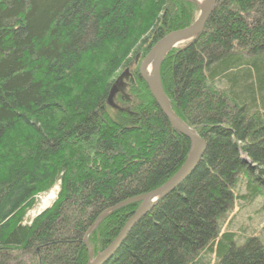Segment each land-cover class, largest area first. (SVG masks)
I'll list each match as a JSON object with an SVG mask.
<instances>
[{"label": "trees", "instance_id": "1", "mask_svg": "<svg viewBox=\"0 0 264 264\" xmlns=\"http://www.w3.org/2000/svg\"><path fill=\"white\" fill-rule=\"evenodd\" d=\"M197 10L193 0H0V264H88L97 220L118 207L89 237L94 258L140 203L120 205L184 166L191 143L134 64ZM161 80L207 149L106 264H264V0H217ZM57 185L54 205L25 223ZM237 204L238 234L225 230Z\"/></svg>", "mask_w": 264, "mask_h": 264}, {"label": "water", "instance_id": "2", "mask_svg": "<svg viewBox=\"0 0 264 264\" xmlns=\"http://www.w3.org/2000/svg\"><path fill=\"white\" fill-rule=\"evenodd\" d=\"M217 4V0H209L207 6L201 11L197 20L188 28L173 32L159 41L149 52V54L143 59L140 64L139 73L142 80L148 85L149 90L155 99L157 105L161 109L162 113L169 120L172 127L189 139L191 143V149L189 157L184 166L163 186L160 188L144 194L131 201L123 203L120 207L129 203H140L139 208L134 215L129 219L124 228L121 230L115 241L99 256L94 258L89 245V237L96 229L97 226L102 222L105 216L114 212L110 210L105 212L94 224L92 228L86 234L84 243L89 252L88 264H105L111 260V258L118 251L128 234L131 230L151 211L153 210L162 200L168 195L174 192L198 167L201 162L206 149V142L199 136V134L181 119H179L173 112L170 101L164 91L162 80H161V67L166 56L174 49L179 48L181 45L192 42L195 38H198L204 31L206 23L213 13ZM140 56L136 58L138 62ZM129 78V71L126 70L119 77V85L124 86L125 78ZM118 93L117 87L113 89L112 97ZM248 163V161H246ZM119 207V208H120Z\"/></svg>", "mask_w": 264, "mask_h": 264}, {"label": "rangeland", "instance_id": "3", "mask_svg": "<svg viewBox=\"0 0 264 264\" xmlns=\"http://www.w3.org/2000/svg\"><path fill=\"white\" fill-rule=\"evenodd\" d=\"M194 1V3L197 5V16H196V20H197V18H198V16H199V13H200V11H201V7L199 6V3H198V0H193ZM200 7V8H199ZM195 20V21H196ZM186 44H184V45H181L180 47H183V46H185ZM143 60H141V56H140V58H139V60H138V62H136L135 61V64L134 65H137L138 67L140 66V64H141V62H142ZM137 63V64H136ZM134 65H132L129 69H128V71H130L131 69L132 70H134L135 69V67H134ZM136 66V67H137ZM131 70V72L133 73V71ZM121 75V74H120ZM125 78V77H124ZM123 83H124V85H126L127 84V82H128V79H124V81H122ZM247 160V159H246ZM58 192H59V186L57 185L56 187H54L52 190H50L49 192H47V193H45V194H42L41 196H39L38 197V199L36 200V205H35V207L32 209V210H30L29 212H28V214H27V216H26V220H25V223H28V224H30L35 218H37L39 215H41L42 213H44L46 210H48V209H50L53 205H54V203L57 201V196H58ZM54 193V196H55V198L53 199V200H51V201H49V203L47 204V206H45V207H43V202L45 201V200H47L50 196H51V194H53ZM264 205V204H263ZM260 206H262V204L260 205ZM240 207V206H239ZM239 207H238V204H237V206L236 207H234V210H233V212L231 213V215L229 216V219H228V225L226 226V229L225 230H227L230 226H231V224H233V231L235 232V233H239V231H242L241 229L242 228H245L246 227V225L244 224V222L245 221H243L242 220V218L241 217H244L245 216V213H243L240 209H239ZM261 208V207H260ZM259 209V208H258ZM263 209H264V207H263ZM262 210V209H261ZM264 218V210H262V216L261 217H258V221L260 222L262 219ZM242 221V222H241ZM240 222H241V224H240ZM258 226V225H257ZM255 227V226H254ZM257 232L258 233H264V224H262V225H259V228H258V230H257Z\"/></svg>", "mask_w": 264, "mask_h": 264}, {"label": "bare ground", "instance_id": "4", "mask_svg": "<svg viewBox=\"0 0 264 264\" xmlns=\"http://www.w3.org/2000/svg\"><path fill=\"white\" fill-rule=\"evenodd\" d=\"M208 1L209 0H198V3H199V6L201 7V9L203 8H205L206 6H207V4H208ZM199 7V8H200ZM202 9V10H203ZM200 14V13H199ZM137 64V63H136ZM55 198V196H54V193L53 194H51V196L47 199V200H45L44 202H43V207H45V206H47V204L49 203V201H51V200H53ZM109 262V261H108ZM106 264V263H105Z\"/></svg>", "mask_w": 264, "mask_h": 264}]
</instances>
